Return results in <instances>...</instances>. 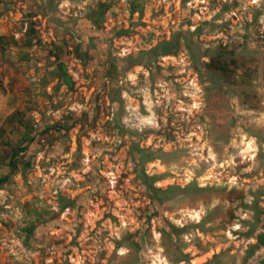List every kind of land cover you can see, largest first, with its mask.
I'll return each instance as SVG.
<instances>
[{"label":"rangeland","instance_id":"rangeland-1","mask_svg":"<svg viewBox=\"0 0 264 264\" xmlns=\"http://www.w3.org/2000/svg\"><path fill=\"white\" fill-rule=\"evenodd\" d=\"M0 106V264H264V0H0Z\"/></svg>","mask_w":264,"mask_h":264},{"label":"crops","instance_id":"crops-1","mask_svg":"<svg viewBox=\"0 0 264 264\" xmlns=\"http://www.w3.org/2000/svg\"><path fill=\"white\" fill-rule=\"evenodd\" d=\"M4 109V106H2V108H1V106H0V116L1 115H5V113L7 112V111H5V109Z\"/></svg>","mask_w":264,"mask_h":264}]
</instances>
